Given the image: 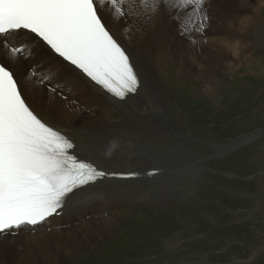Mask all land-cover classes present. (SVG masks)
Wrapping results in <instances>:
<instances>
[{"label": "bare ground", "instance_id": "6f19581e", "mask_svg": "<svg viewBox=\"0 0 264 264\" xmlns=\"http://www.w3.org/2000/svg\"><path fill=\"white\" fill-rule=\"evenodd\" d=\"M219 2L222 0H205L203 14L192 8L161 10L155 15L138 11L128 14L125 6L126 15L122 18L114 16L110 5H104L101 15L106 26L129 56L140 81L138 91L127 95L123 100L105 92L31 34L8 37L12 39L9 47L0 42V57L15 73L28 104L50 126L65 134L75 144L74 154L78 158L91 162L106 173H135L129 179L103 177L78 192L61 211L49 217L46 222L0 235V264H4L8 257L11 264L16 263L13 260L17 254L14 243L31 250L55 245L59 249L65 248L70 255L73 253L70 250L79 241L85 242L86 237H95V240L108 238L124 219L123 215L114 212L115 209L119 210L134 202H153L159 208L163 207L164 195L180 190L179 184L186 183L176 182L186 179L179 175L202 169L199 157H195L190 150L181 149L171 141L175 139L174 136L155 130L153 124L158 125L160 117L170 122L169 97L162 88L163 83H170L171 78H177L180 82L192 79L196 83L198 76L212 85L214 79L218 81V74L215 75L211 69L212 61L215 58L221 59L224 67L232 69L228 59L236 61L246 51L241 42L247 32L239 26L247 25L248 21L234 23L235 15L218 6ZM259 5L260 1H255L252 7ZM182 13L183 19L179 16ZM177 14L183 20L181 24ZM183 23L185 24L182 25ZM121 26H124L127 33L131 30L128 36L134 46L130 47L129 42L124 41L117 32ZM184 27L189 28L187 33H184ZM232 37L237 41H233L236 51L231 52L234 53L231 56L228 52L231 46L228 38ZM180 42L183 48L177 49L180 51L177 56L174 47ZM12 47H24L26 51L12 60ZM187 47V52L192 54L187 58L184 55L188 60L187 66L182 68L179 67L182 60L179 57ZM203 49L204 54L198 55ZM211 56H214L213 59ZM196 59L205 63H197V72L194 73L190 65ZM171 63L178 66L179 70L164 69ZM164 86L166 89L167 86ZM188 86L189 84L184 88L188 90ZM174 89L175 87L170 90ZM193 92L188 91V98ZM112 111L120 115L117 120H110V115L114 113ZM175 130L176 128L172 129L174 132ZM260 134L255 131L242 135L235 142L215 147L218 150H228L255 139ZM186 162L189 163L178 165ZM196 165L199 166L195 168ZM103 210H107L105 214ZM57 221L61 223L55 224ZM73 221L84 223L66 229L68 222ZM50 224H55V227L41 229ZM83 224L85 227L82 228ZM25 229H30V232H24ZM87 248L91 249L90 246Z\"/></svg>", "mask_w": 264, "mask_h": 264}, {"label": "rangeland", "instance_id": "374dc122", "mask_svg": "<svg viewBox=\"0 0 264 264\" xmlns=\"http://www.w3.org/2000/svg\"><path fill=\"white\" fill-rule=\"evenodd\" d=\"M255 1H260L256 8L252 7ZM218 6L235 15L234 23L248 21L247 25L239 26L247 32L241 42L247 53L236 61L228 59L232 69L225 68L222 60L215 58L210 65L212 72L218 74V81L214 79L212 85L198 76L196 83L192 79L180 82L177 78L163 83L169 97L170 122L160 117V123L153 124L155 130L174 136L171 141L181 149L199 157L202 169L179 175L186 179L176 182L186 183L179 184L180 190L164 195L163 207L153 202H134L115 209L124 219L114 233L103 239L86 237L85 242L79 241L70 250L73 252L70 255L65 248L55 245L31 250L14 243L15 264H264V0H222ZM179 16L184 17L183 13ZM179 16L181 24L183 20ZM185 28L187 33L189 28ZM117 32L130 47L134 46L128 36L131 30L127 33L121 26ZM11 40L0 38L6 47L12 45ZM235 40L228 38L231 56L236 51ZM188 47L179 57L182 59L179 67L187 66L186 58L192 54L187 52ZM174 48L178 56L183 44L180 42ZM193 48L196 50L195 45ZM201 62L196 59L190 65L194 73L197 63H205ZM179 67L171 63L164 69L179 70ZM188 84L187 90L184 86ZM190 90L194 91L192 98H188ZM112 112L110 120H117L120 115ZM172 127L176 128L175 132ZM255 131L261 134L236 147L228 150L215 147ZM82 223L68 222L66 229ZM4 264H11L10 257Z\"/></svg>", "mask_w": 264, "mask_h": 264}, {"label": "snow or ice", "instance_id": "6c2138e0", "mask_svg": "<svg viewBox=\"0 0 264 264\" xmlns=\"http://www.w3.org/2000/svg\"><path fill=\"white\" fill-rule=\"evenodd\" d=\"M205 0H0V37L31 34L94 84L123 100L139 88L129 56L101 15L192 8ZM24 47H12L15 60ZM22 58V57H21ZM55 91V89H53ZM75 144L28 104L15 73L0 62V235L35 227L109 173L74 154ZM111 175H117L111 173ZM129 175H135L130 173Z\"/></svg>", "mask_w": 264, "mask_h": 264}]
</instances>
